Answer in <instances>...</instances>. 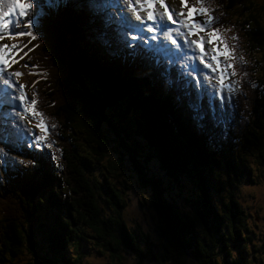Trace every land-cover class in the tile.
I'll list each match as a JSON object with an SVG mask.
<instances>
[{
  "label": "trees",
  "instance_id": "1",
  "mask_svg": "<svg viewBox=\"0 0 264 264\" xmlns=\"http://www.w3.org/2000/svg\"><path fill=\"white\" fill-rule=\"evenodd\" d=\"M59 5L41 0L36 39L12 41L34 134L0 172V264H84L91 242L112 264H264L240 190L264 178V0H204L230 50L226 98L174 54L130 49L103 0ZM128 191L147 231L124 218Z\"/></svg>",
  "mask_w": 264,
  "mask_h": 264
},
{
  "label": "snow or ice",
  "instance_id": "2",
  "mask_svg": "<svg viewBox=\"0 0 264 264\" xmlns=\"http://www.w3.org/2000/svg\"><path fill=\"white\" fill-rule=\"evenodd\" d=\"M47 2L49 5H59V0H47ZM124 2L131 13L132 20L136 22L134 25L131 23L129 24L128 34L131 41L139 39L144 44H147L148 41L144 40V33L147 32L154 33L151 36V40L153 41L157 40L158 36L156 34H159L162 35L166 41L170 42L171 45L181 47V45H178L177 39L175 38L179 37L183 40L184 46L192 50V58L199 60L200 65H203L205 69H209L213 74H215L211 77L205 74L203 79L209 83H211L212 79L216 80V84L213 86L214 95L216 97H221L222 91L225 89L230 94L236 91V87H233V85H236V82L234 80L226 82L227 73L224 69L220 68L222 61L219 60V56L221 53L215 49L205 50L202 47L205 43H211L213 36L220 35L218 29L211 28L212 23L218 22V19L210 14L211 9L203 6L204 0H197V4H199L200 7L189 9L191 16L185 15L186 0H180V12L169 10V8L165 5L164 0H124ZM40 3L41 0H0V6L6 5V10L0 8V39H3L5 36L9 39H12L13 36H28L31 40L36 39L33 32V29L36 27V21L33 17L36 12V7H38ZM157 5H159V8L163 9V11H160L156 7ZM141 12H143L144 15H141ZM17 13V21H12L6 18L12 17ZM174 16L176 19L173 18ZM197 16L204 17V19H195ZM21 20L23 22L22 28L19 22ZM206 30H210L208 32L207 40L205 37L200 35L201 32ZM173 33H175V37ZM194 34L196 39H191ZM232 38L236 39L235 36ZM218 43L220 48H223L226 53L230 52L222 38L218 40ZM22 47H24L23 44L5 45L0 43V83L5 85L8 89H16V85L13 84L11 78L20 75L18 72L8 71V60L14 57L15 53L19 52ZM33 47H35V45H33ZM29 51H31V49H29ZM209 53L212 54L209 55ZM225 59H227V56ZM238 59L243 62V57H239ZM11 62L16 63V59H11ZM213 63L216 64V67H213ZM225 67L231 68L232 65L227 64ZM192 71L198 73V67L193 65ZM232 75H235V71L232 72ZM23 87V85H20L19 88L12 94L11 99L14 102H19L18 105L13 103V107H19L21 111L26 114L28 109L24 107L26 96L22 93ZM4 95L7 97L9 94L5 92ZM32 103L35 104V99H33ZM190 107L193 113V120L199 124L204 120L205 115L201 110L200 102L197 100L192 103ZM21 111H17L15 113V116L19 119L24 118L21 115ZM36 115H39V113H36ZM210 119L213 124H215L216 116L214 108L210 109ZM200 126L203 127L202 124H200ZM37 127H41V125H37ZM33 134L34 133L29 130V135ZM43 139V136H35V146L37 148L41 147Z\"/></svg>",
  "mask_w": 264,
  "mask_h": 264
},
{
  "label": "rangeland",
  "instance_id": "3",
  "mask_svg": "<svg viewBox=\"0 0 264 264\" xmlns=\"http://www.w3.org/2000/svg\"><path fill=\"white\" fill-rule=\"evenodd\" d=\"M104 3H106L107 6H111L116 10V14L119 17V21L121 20L120 18L122 17V14L127 13V16L130 17V20L132 23H136L135 21L132 20L131 18V13L127 7V5L125 4L124 0H103ZM165 5L169 8V10H174L175 12H180L181 11V5H180V0H175V1H171V0H164ZM189 0H186V4H185V10H187ZM160 11H162V9L159 8V5L156 6ZM2 9L6 10V5L1 6ZM107 8V7H105ZM108 9V8H107ZM190 9V8H189ZM109 10V9H108ZM111 12H114L112 10H109ZM141 15H144L143 12L140 13ZM7 18V17H6ZM13 20L11 18H9L12 21H17L18 20V13L12 17ZM174 19H176V17H173ZM21 26H23V22L22 20L19 21ZM130 22V23H131ZM44 23H45V18H44ZM123 28V39H126L129 36V30L127 28ZM158 36L157 40L153 41L151 40V34L145 32L144 33V40H147L148 43L146 44L148 47L147 48H152L156 51V53H161L163 54L165 57L170 56L172 54L175 55V57L180 58V62L179 64L177 63V65L180 68L185 69L188 72V75L192 78V80L194 81H199L201 80L202 76L204 77L205 74L209 75L210 77L215 75L213 74L209 69H203L202 67L200 68L197 64L196 61H194L193 57V52L191 49L185 48L187 50L186 54L183 53V51H177L175 48L173 47H165L162 48L161 46L163 45V43L166 41L165 38L162 35L156 34ZM16 38V36H13L12 39H9L7 36H5L4 39H0V43L5 44V45H10L12 43V41ZM131 41V38H130ZM137 42H141L143 43L141 40H136L135 43ZM204 49H215L218 50L221 55L219 56V58L221 56H223V49L220 48L219 46H217V44L212 40L211 43H205L204 45ZM18 53V52H17ZM212 53H209V55H211ZM11 59H14V57H12ZM11 59L8 60V64H9V68L8 71L11 72H18L20 73L19 76L16 77H12V82L14 85H16V89L19 88V85H25V83L28 81L27 77H26V73L25 70L23 68V66L18 62V59H16V66H14L11 62ZM189 60V61H187ZM186 61L188 62L187 65H185ZM196 65L198 67V73L197 72H193L192 71V66ZM213 67H216V64H213ZM220 68L224 69V71L227 73V68L225 67V65H223V63H221ZM17 70V71H16ZM219 71V69H218ZM203 72V75H202ZM230 77V75L226 76V82H231V80L228 78ZM205 81V80H204ZM207 82V81H205ZM216 80L212 79L211 83L207 82L210 84V88L212 89L213 86L215 85ZM234 87V85H233ZM16 89H8L5 85H3L2 83H0V171H2V169L6 168V163H5V156H7V149L10 147L12 141L13 140V135L15 133V129L16 131H26L29 132V130H31V128H29L27 126V122H26V118L28 117L24 112L21 111V109L19 107H13V103L18 105V101H12L11 96L12 94L16 91ZM225 91H227L225 89ZM7 92L9 95L6 97L4 95V93ZM22 93H23V89H22ZM24 94V93H23ZM222 97L226 98L227 93L222 91ZM27 99V98H26ZM17 111H21V115L24 117L23 119H19L15 116V113ZM7 118L6 122L8 125V134H6L7 132H4V130H1V126H3L4 124V120ZM31 119L27 118V121H30ZM26 137H29L28 135H26ZM124 158H126V156H123ZM123 163V162H122ZM240 190L244 192V197L247 198V203L246 205L248 206V211L251 213V215L253 216V219L251 220V225H254L255 231L256 233L259 234L260 238L264 237V178L262 179V177H260V182L259 179H256L254 181V184H241L240 185ZM136 193V192H135ZM134 193V194H135ZM134 194L132 195V201H130V191L127 192V201H126V207L123 211V215L124 218L127 222L128 225H132V222H134V220H137L140 222L141 226H139V229H142L143 231H147L148 227L147 226H151L152 222L150 221H146V219L140 215L137 207H134V203H133V199H134ZM137 195V194H136ZM131 221V222H130ZM92 244V245H91ZM90 244V249L88 252V255L86 258H84V264H112V260L108 254L107 251L103 252L101 251V253H98L96 251V249H91L96 247L92 242ZM88 246V245H87ZM262 254H264V249L262 250ZM264 256V255H262ZM120 264H137L136 262V258L133 254H130V252L126 255V259L123 263ZM139 264H160L158 262H152V261H144L142 263Z\"/></svg>",
  "mask_w": 264,
  "mask_h": 264
},
{
  "label": "bare ground",
  "instance_id": "4",
  "mask_svg": "<svg viewBox=\"0 0 264 264\" xmlns=\"http://www.w3.org/2000/svg\"><path fill=\"white\" fill-rule=\"evenodd\" d=\"M228 10H229V9H228ZM35 16H36V15H34V18H35ZM56 19H57V22L60 24V21H59V19H58V16H56ZM17 54H18V53L16 52V53H15V56H16ZM185 64L187 65L188 62L186 61ZM16 71H17V70H16ZM23 86L27 87V85H23ZM6 120H7V118L4 120V124H3L4 132H6L7 128H9L8 125H7ZM6 134H8V132H7ZM0 158H1V157H0Z\"/></svg>",
  "mask_w": 264,
  "mask_h": 264
}]
</instances>
